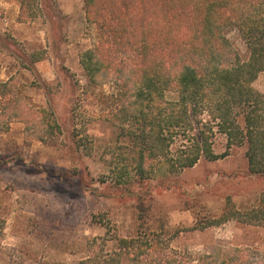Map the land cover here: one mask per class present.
<instances>
[{"label": "rangeland", "instance_id": "obj_1", "mask_svg": "<svg viewBox=\"0 0 264 264\" xmlns=\"http://www.w3.org/2000/svg\"><path fill=\"white\" fill-rule=\"evenodd\" d=\"M21 3L0 0V90L12 81L15 97L35 112L0 133V264H77L90 245L110 248L134 234L136 204L122 189L136 188L137 178L133 168L114 169L127 151L108 120L117 104L113 86L88 87L80 64L96 37L84 1L30 0L31 19L21 17ZM229 38L247 59L239 34ZM253 87L264 95V72ZM224 146L217 137L214 152ZM152 169L150 225L172 248L212 252L223 244L264 254V227L215 224L225 211L264 201V177L250 175L246 146L192 168L164 160Z\"/></svg>", "mask_w": 264, "mask_h": 264}, {"label": "trees", "instance_id": "obj_2", "mask_svg": "<svg viewBox=\"0 0 264 264\" xmlns=\"http://www.w3.org/2000/svg\"><path fill=\"white\" fill-rule=\"evenodd\" d=\"M83 1L96 37L80 64L88 87L113 86L117 104L108 120L119 130L118 146L127 151L114 169L135 171L136 188L122 190L136 204L137 229L114 239L110 248L90 245L77 264H264V254L248 247L174 249L171 238L150 225L155 161L186 169L246 146L250 175L264 177V95L253 87L264 72V0ZM29 3L22 0V18L31 19ZM231 32L245 43L247 59ZM1 87L3 133L35 111L15 97L12 81ZM219 136L225 143L221 155L213 149ZM230 220L264 227V201L225 211L215 224Z\"/></svg>", "mask_w": 264, "mask_h": 264}]
</instances>
